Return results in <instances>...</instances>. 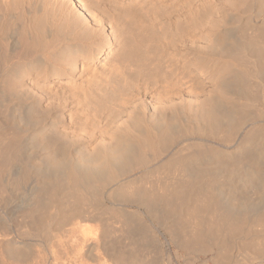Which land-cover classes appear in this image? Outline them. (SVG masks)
I'll use <instances>...</instances> for the list:
<instances>
[{
	"label": "rangeland",
	"instance_id": "obj_1",
	"mask_svg": "<svg viewBox=\"0 0 264 264\" xmlns=\"http://www.w3.org/2000/svg\"><path fill=\"white\" fill-rule=\"evenodd\" d=\"M102 1H106L103 2L106 9H100L99 17L110 32L112 44L102 51L99 59H84L81 54L71 56L70 52L61 50L51 54L54 57L49 56L51 66L46 63L43 67L42 63L36 68L20 62L13 69L0 67V124L3 125L0 132L14 135L12 142L17 140L14 145L20 151L17 157L7 160L10 162L5 164L3 177L13 181L18 171L29 172L20 190L12 191L5 182L0 192V234L8 232L15 241L7 254H1L0 245V264H92L85 246L94 241L95 257L101 261L105 256L109 264L124 260L123 264H127V258L131 264H264V0ZM74 20L72 24H76L72 26L80 30L82 23ZM73 37L70 38L75 40ZM102 37L99 43L107 44ZM78 40L89 50L90 40ZM97 40L96 37L93 41ZM135 48L139 54L143 52L141 59ZM46 68L61 75L40 76L39 72ZM55 79L62 82L55 83ZM18 103L23 105L22 115L13 111ZM207 108L213 109V117H206ZM153 112L163 118L165 126L151 119ZM147 125L171 135L167 137L168 143L158 148L159 152L147 150V160L132 165L138 138L145 136ZM211 125L216 127L211 129ZM58 159L64 162L56 167ZM107 171L114 173L113 179ZM68 172L79 181L78 187H74L76 192L68 185ZM48 181L58 186L57 196L49 197ZM76 196L84 200L79 205L74 201ZM216 215H224L225 219L218 216L217 220ZM231 218L238 221L232 228ZM209 221L213 223L209 225ZM236 225H239L237 229ZM38 226L53 229L50 244L45 242L44 235L35 233ZM30 228L34 229L31 235L27 234Z\"/></svg>",
	"mask_w": 264,
	"mask_h": 264
},
{
	"label": "bare ground",
	"instance_id": "obj_2",
	"mask_svg": "<svg viewBox=\"0 0 264 264\" xmlns=\"http://www.w3.org/2000/svg\"><path fill=\"white\" fill-rule=\"evenodd\" d=\"M110 1V0H109ZM161 1V0H160ZM189 1V0H188ZM226 1V0H225ZM103 2H106V1H102V0H0V67L1 68H5V67H12V66H14V64H18V63H20V62H26V63H28L31 67H35V66H37V65H43V67H45V64L47 63V64H49L50 66H51V63H50V61L48 62V60H49V56L51 55V54H57V53H59L61 50H65V51H67V52H70V54L69 55H75V54H81V56H83V58L84 59H92L93 57H96L97 59H99L100 58V55H102L103 53H102V51H104V50H106V49H108L109 48V46H110V44H112V43H110L111 42V40H110V32H108L107 30H106V28H105V23L103 22V19H102V17L100 16L99 17V13H100V9H102V8H105V7H103ZM112 2V1H111ZM173 2V1H172ZM184 2V1H183ZM186 2V1H185ZM227 2V1H226ZM231 2H232V0H231ZM110 3V2H109ZM113 3V2H112ZM230 3V2H229ZM233 3V2H232ZM231 3V4H232ZM234 3H235V1H234ZM238 3V2H237ZM247 3V2H246ZM160 4V3H159ZM105 5H107V4H105ZM110 5V4H109ZM113 5L115 6V4L113 3ZM112 4H111V6H113ZM121 5V4H120ZM180 5V4H179ZM185 5V4H184ZM117 6H119V5H117ZM138 6V5H137ZM232 6H233V4H232ZM120 7V6H119ZM158 7V6H157ZM183 7V6H182ZM184 8V7H183ZM211 8V7H210ZM106 9V8H105ZM104 9V10H105ZM133 9V8H132ZM138 9V8H137ZM147 9V8H146ZM174 9H175V7H174ZM173 9V10H174ZM142 10H143V8H142ZM158 10V9H157ZM165 10V9H164ZM172 10V11H173ZM206 10V9H205ZM214 10V9H213ZM93 11V12H92ZM131 11V10H130ZM129 11V12H130ZM154 11V10H153ZM152 11V12H153ZM178 11V9L176 10V12ZM103 12V11H102ZM107 12V11H106ZM128 12V13H129ZM134 12V11H133ZM144 12V11H143ZM157 12V11H156ZM196 12V11H195ZM216 12V11H215ZM119 13V12H118ZM134 13H136V12H134ZM146 13V12H145ZM147 13H148V11H147ZM155 13V12H154ZM214 13V12H213ZM217 13V12H216ZM215 13V14H216ZM116 14V13H115ZM137 14H141V12H139V13H137ZM137 14H135V15H137ZM194 14V13H193ZM200 14H202V13H200ZM119 15V14H118ZM142 15V14H141ZM121 16V15H120ZM119 16V17H120ZM145 16V15H144ZM148 16V15H147ZM161 16V15H160ZM168 16V15H167ZM204 16V15H203ZM218 16V15H217ZM96 17H97V19H96ZM99 17V18H98ZM118 17V16H117ZM122 17V16H121ZM120 17V18H121ZM139 18H140V16H138ZM200 17V16H199ZM204 17H207V16H204ZM125 18V17H124ZM146 18V17H145ZM196 18V17H195ZM74 19H76V20H78L77 21V23H79V21L82 23H79V24H81L80 25V27H79V29L80 30H78L77 28H75V29H77V30H75L74 29V27L72 26L73 24H72V20H74ZM127 19V18H126ZM177 19V18H176ZM198 19V18H197ZM105 20V19H104ZM154 20V19H153ZM191 20H193V19H191ZM201 20V19H200ZM214 20V19H213ZM75 21V20H74ZM177 21V20H176ZM209 21V20H208ZM211 21V20H210ZM189 22V21H188ZM204 22V21H203ZM184 23V22H183ZM190 23V22H189ZM197 23H198V21H197ZM201 23V22H200ZM199 23V24H200ZM206 23V22H205ZM211 23V22H210ZM217 23V22H216ZM76 24V23H75ZM111 24V23H110ZM117 24V23H116ZM126 24V23H125ZM180 24V23H179ZM184 24H186V22L184 23ZM192 24V23H191ZM207 24V23H206ZM214 24V23H213ZM78 25V24H77ZM109 25V24H108ZM123 25H124V23H123ZM132 25V24H131ZM130 25V26H131ZM163 25V24H162ZM168 25H169V23H168ZM175 25V24H174ZM182 25V24H181ZM202 25V24H201ZM127 26V25H126ZM134 26V25H133ZM140 26V25H139ZM157 26V25H156ZM199 26V25H198ZM197 26V27H198ZM208 26V25H207ZM210 26V25H209ZM209 26H208V28H209ZM77 27V26H76ZM120 27V26H119ZM180 27V26H179ZM189 27V26H188ZM202 27V26H201ZM206 27V26H205ZM111 28V27H110ZM129 28V27H128ZM139 28V27H138ZM163 28V27H162ZM194 28V27H193ZM118 29V28H117ZM122 29V28H121ZM153 29H155V28H153ZM112 30V29H111ZM136 30V29H135ZM134 30V31H135ZM138 30V29H137ZM176 30V29H175ZM186 30V29H185ZM195 30V29H194ZM114 30H112V32H113ZM115 31H117V30H115ZM120 31V30H119ZM130 31V30H129ZM155 31V30H154ZM177 31V30H176ZM187 31V30H186ZM185 31V32H186ZM128 32V31H127ZM132 32V31H131ZM138 32V31H137ZM136 32V33H137ZM147 32V31H146ZM150 32V31H149ZM149 32H147L148 34H149ZM172 32V31H171ZM193 32V31H192ZM201 32V31H200ZM208 32V31H207ZM213 32H214V30H213ZM156 33H157V31H156ZM178 33V32H177ZM206 33V32H205ZM71 36H74L76 39L74 40V39H71L70 37V35ZM152 34V33H151ZM181 34V33H180ZM191 34V33H190ZM121 35V34H120ZM124 35V34H123ZM138 35V34H137ZM159 35V34H158ZM157 35V36H158ZM214 35V34H213ZM70 36V37H69ZM105 37V40L107 41L106 43L107 44H103V43H99V38L100 37ZM117 36V35H116ZM126 36H129V35H126ZM136 36V35H135ZM150 36V35H149ZM160 36V35H159ZM215 36V35H214ZM213 36V37H214ZM73 37V38H74ZM92 37H94V39H96V37L98 38V40L97 41H91V39H92ZM102 37V38H103ZM113 37V36H112ZM125 37V36H124ZM148 37V36H147ZM152 37V36H151ZM79 38H82V39H85V41H86V39H88V40H90V48H89V50H85V48H83V44H82V42L81 41H79L78 39ZM128 38V37H127ZM133 38V37H132ZM138 38H139V36H138ZM188 38V37H187ZM199 38V37H198ZM248 38V37H247ZM68 39H71V41H70V43H67V44H64V41L66 40V42H67V40ZM120 39V38H119ZM131 39V38H130ZM137 39V38H136ZM155 39V38H154ZM161 39V38H160ZM213 39V38H212ZM242 39V38H241ZM250 39V38H249ZM251 39H252V37H251ZM103 40V39H102ZM198 40V39H197ZM244 40V39H243ZM69 41V40H68ZM83 41V40H82ZM104 41V40H103ZM102 41V42H103ZM130 41H132V40H130ZM145 41V40H144ZM152 41V40H151ZM213 41V40H212ZM215 41V40H214ZM253 41H254V39H253ZM256 41V40H255ZM88 42V41H87ZM105 42V41H104ZM124 42V41H123ZM126 42H129L128 40L126 41ZM135 42V41H134ZM159 42V41H158ZM186 42V41H185ZM191 42V41H190ZM210 42V41H209ZM144 43V42H143ZM146 43V42H145ZM156 43V42H155ZM166 43H167V41H166ZM187 43V42H186ZM250 43V42H249ZM256 43V42H255ZM141 44V43H140ZM140 44H138V45H140ZM160 44V43H159ZM163 44V43H162ZM176 44V43H175ZM212 44V43H211ZM251 44V43H250ZM130 45V44H129ZM167 45V44H166ZM204 45V44H203ZM253 45V44H252ZM123 46V45H122ZM164 46V45H163ZM169 46V45H168ZM242 46V45H241ZM136 47V46H135ZM142 47V46H141ZM148 47V46H147ZM175 47V46H174ZM223 47V46H222ZM257 47V46H256ZM137 48V47H136ZM135 48V49H136ZM139 48V47H138ZM152 48V47H151ZM159 48V47H158ZM162 48V47H161ZM168 48V47H167ZM230 48V47H229ZM238 48V47H237ZM255 48V47H254ZM129 49V48H128ZM143 49V48H142ZM144 49H146V48H144ZM170 49V48H169ZM122 50V49H121ZM225 50H227V49H225ZM133 51V50H132ZM135 51V50H134ZM136 51H137V53L136 54H138V58H142V57H139L140 56V54L142 55V53H140L139 54V52H138V50L136 49ZM140 51V50H139ZM141 51H143V50H141ZM140 51V52H141ZM154 51V50H153ZM161 51V50H160ZM228 51V50H227ZM63 52V51H62ZM125 52V51H124ZM258 52V51H257ZM72 53V54H71ZM149 53V52H148ZM179 53V52H178ZM250 53L252 54V52L250 51ZM250 53H248V54H250ZM121 54H122V52H121ZM127 54V53H126ZM159 54V53H158ZM161 54V53H160ZM245 54V53H244ZM247 54V53H246ZM53 55H51V57L53 56ZM109 55V54H108ZM113 55V54H112ZM118 55V54H117ZM132 55H135V54H131V56ZM144 55V54H143ZM142 55V56H143ZM241 55V54H240ZM107 56V55H106ZM111 56V55H110ZM118 56H120V55H118ZM130 56V55H129ZM128 55H127V57H129ZM54 57V56H53ZM155 57V56H154ZM232 57H234L233 55H232ZM244 57V56H243ZM251 57V56H250ZM256 57V56H255ZM258 57H259V55H258ZM257 57V58H258ZM115 58V57H114ZM119 58V57H118ZM118 58H117V60H118ZM126 58V57H125ZM134 58V57H133ZM136 58V57H135ZM137 58V59H138ZM144 59H145V57H143ZM71 59H73V58H71ZM107 59V58H106ZM121 59V58H120ZM139 59V60H140ZM216 59V58H215ZM250 59V58H249ZM253 59V58H252ZM251 59V60H252ZM114 60V59H113ZM129 60H130V57H129ZM128 60V61H129ZM143 60V59H142ZM147 60V59H146ZM202 60V59H201ZM250 60V61H251ZM255 60V59H254ZM254 60H253V62H254ZM66 61V60H65ZM135 61V60H134ZM138 61V60H137ZM136 61V62H137ZM145 61V60H144ZM165 61H167V60H165ZM178 61V60H177ZM239 61V60H238ZM256 61V60H255ZM57 62V61H56ZM61 62V61H60ZM73 62H75L74 60H73ZM117 62V61H116ZM132 62V61H131ZM169 62V61H168ZM242 62V61H241ZM247 62V61H246ZM43 63V64H42ZM67 63V62H66ZM76 63V62H75ZM123 63V62H122ZM125 63V62H124ZM135 63V62H134ZM142 63V62H141ZM140 63V64H141ZM147 63H148V61H147ZM149 63H150V61H149ZM155 63V62H154ZM162 63V62H161ZM178 63V62H177ZM243 63V62H242ZM258 63V62H257ZM256 63V64H257ZM90 64V63H89ZM109 64V63H108ZM121 64V63H120ZM127 64H128V62H127ZM132 64V63H131ZM165 64V63H164ZM239 64V63H238ZM237 64V65H238ZM19 65V64H18ZM110 65H111V63H110ZM113 65V64H112ZM122 65V64H121ZM135 65V64H134ZM148 65V64H147ZM155 65H156V63H155ZM172 65V64H171ZM181 65V64H180ZM195 65V64H194ZM242 65V64H241ZM244 65L246 66V64L244 63ZM248 65V64H247ZM47 66V65H46ZM74 66H76V64L74 65ZM73 66V67H74ZM83 66H84V64H83ZM83 66H82V68H83ZM131 66V65H130ZM133 66V65H132ZM138 66H139V63H138ZM179 66V65H178ZM234 66V65H233ZM239 66H240V64H239ZM244 66V67H245ZM39 66H37L36 68H38ZM85 67V66H84ZM88 67V66H87ZM96 67V66H95ZM124 67V66H123ZM144 67V66H143ZM15 68V67H14ZM52 68H54V65L52 66ZM127 68V67H126ZM129 68V67H128ZM201 68V67H200ZM206 68V67H205ZM233 68V67H232ZM249 68V67H248ZM12 69H13V67H12ZM35 69V68H34ZM93 69V68H92ZM95 69V68H94ZM145 69V68H144ZM155 69H157V68H155ZM168 69V68H167ZM226 69H228V68H226ZM239 69V68H238ZM2 70V69H1ZM4 70V69H3ZM2 70V71H3ZM67 70H71V67H69L68 68V66H67ZM120 70V69H119ZM127 70V69H126ZM134 70V69H133ZM139 70V69H138ZM142 70V69H141ZM153 70V69H152ZM152 70H151V72H152ZM221 70H222V68H221ZM255 70V69H254ZM257 70V69H256ZM5 72L7 71V70H4ZM9 71V70H8ZM148 71V70H147ZM206 71V70H205ZM224 71V70H223ZM236 71V70H235ZM4 72V73H5ZM68 72V71H67ZM71 72V71H70ZM72 72H73V70H72ZM121 72H123V71H121ZM150 72V71H149ZM150 72V73H151ZM178 72V71H177ZM182 72V71H181ZM190 72V71H189ZM218 72H220V71H218ZM238 72V71H237ZM114 73V72H113ZM142 73V72H141ZM160 73V72H159ZM204 73L205 72H203V75H204ZM210 73V72H209ZM222 73V72H221ZM240 73V72H239ZM247 73V72H246ZM10 74V73H9ZM43 74H45V76L47 77L48 75H61L60 73H57V71H55V70H53V71H49V68H46V69H44V70H41L40 72H39V75L41 76V75H43ZM95 74V73H94ZM118 74H119V72H118ZM125 74L127 75V73L125 72ZM140 74V73H139ZM139 74H138V76H139ZM153 74H155V73H153ZM169 74V73H168ZM189 74V73H188ZM188 74H186V75H188ZM219 74V73H218ZM226 74V73H225ZM228 74V73H227ZM226 74V75H227ZM245 74V73H244ZM122 75V74H121ZM125 75V76H126ZM159 75V74H158ZM175 75V74H174ZM192 75V74H191ZM235 75V74H234ZM254 75V74H253ZM38 76V75H37ZM44 76V77H45ZM132 76V75H131ZM147 76H149V75H147ZM156 76V75H155ZM163 76V75H162ZM168 76V75H167ZM181 76V75H180ZM190 76V75H189ZM237 76V75H236ZM115 77V76H114ZM153 77V76H152ZM164 77H165V75H164ZM170 77V76H169ZM184 77V76H183ZM186 77V76H185ZM197 77V76H196ZM222 77V76H221ZM6 78V77H5ZM39 78V77H38ZM107 78V77H106ZM109 78V77H108ZM117 78H118V76H117ZM129 78H130V75H129ZM132 78V77H131ZM142 78V77H141ZM166 79H167V77H165ZM187 78V77H186ZM223 78V77H222ZM112 79V78H111ZM133 79V78H132ZM145 79V78H144ZM147 79V78H146ZM154 79V78H153ZM174 79V78H173ZM183 79V78H182ZM226 79V78H225ZM5 80V79H4ZM3 80V81H4ZM162 80V79H161ZM169 80V79H168ZM167 80V81H168ZM177 80V79H176ZM180 80V79H179ZM193 80V79H192ZM223 80H224V78H223ZM2 81V82H3ZM55 81V83H61L62 81L61 80H59V79H55L54 80ZM119 81V80H118ZM122 81V80H121ZM129 81V80H128ZM134 81V80H133ZM144 81V80H143ZM160 81V80H159ZM174 81V80H173ZM182 81V80H181ZM226 81V80H225ZM242 81V80H241ZM7 82V81H6ZM150 82V81H149ZM153 82V81H152ZM155 82V81H154ZM162 82V81H161ZM160 82V83H161ZM175 82V81H174ZM189 82V81H188ZM224 82V81H223ZM99 83V82H98ZM105 83V82H104ZM110 83V82H109ZM117 83V82H116ZM141 83V82H140ZM144 83V82H143ZM235 83V82H234ZM86 84V83H85ZM103 84V83H102ZM101 84V85H102ZM111 84H112V82H111ZM118 84V83H117ZM129 84V83H128ZM163 84V83H162ZM198 84V83H197ZM227 84V83H226ZM261 84V83H260ZM8 85H10L9 83H8ZM113 85V84H112ZM125 85V84H124ZM166 84H164V86H165ZM224 85V84H223ZM239 85V84H238ZM2 86H4L3 84H2ZM83 86V85H82ZM107 86H109V84H108V82H107ZM114 86V85H113ZM117 86H119V85H117ZM116 86V87H117ZM139 86V85H138ZM144 86V85H143ZM162 86V85H161ZM170 86V85H169ZM173 86V85H172ZM197 86V85H196ZM231 86V85H230ZM226 87V86H225ZM242 87V86H241ZM246 87V86H245ZM119 88V87H118ZM110 89H111V86H110ZM113 89V88H112ZM130 89V88H129ZM180 89H182V88H180ZM227 89V88H226ZM229 89V88H228ZM260 89V88H259ZM106 90V89H105ZM114 90H115V88H114ZM113 90V92H115V91H117V90H115L114 91ZM133 90V89H132ZM99 91V90H98ZM2 92V91H1ZM93 92V91H92ZM112 92V93H113ZM116 93V92H115ZM119 93V92H118ZM114 94V93H113ZM122 94V93H121ZM96 95V94H95ZM115 95V94H114ZM160 95H162V94H160ZM166 95V94H165ZM90 96V95H89ZM98 96V95H97ZM96 96V97H97ZM100 96V95H99ZM113 96V95H112ZM118 96V95H117ZM123 96V95H122ZM163 96V95H162ZM161 96V97H162ZM169 96V95H168ZM101 97V96H100ZM108 97V96H107ZM110 97V96H109ZM111 98V97H110ZM122 98V97H121ZM170 98V97H169ZM174 98V97H173ZM209 98V97H208ZM244 98V97H243ZM106 99V98H105ZM117 99V98H116ZM128 99V98H127ZM252 99V98H251ZM112 100V99H111ZM168 100V99H167ZM115 101V100H114ZM161 102H162V100H160ZM169 101V100H168ZM205 101H206V99H205ZM228 101V100H227ZM2 102V101H1ZM112 102V101H111ZM119 102V101H118ZM117 102V103H118ZM126 102V101H125ZM215 102V101H214ZM217 102V101H216ZM248 102V101H247ZM116 103V104H117ZM164 103V102H163ZM213 103V102H212ZM211 103V104H212ZM246 103V102H245ZM19 104V105H18ZM15 107V110H14V108H13V106L11 107V109L13 108V111H15V112H17V115L19 114H23L24 112H23V108H22V103L20 104V103H18ZM25 104V103H24ZM120 104V103H119ZM158 104H159V102H158ZM161 104V103H160ZM166 104V103H165ZM215 104V103H214ZM220 104V103H219ZM3 105V104H2ZM25 105H27V104H25ZM24 105V106H25ZM120 105H123V104H120ZM155 105V104H154ZM153 105V106H154ZM162 105V104H161ZM204 105V104H203ZM216 105H218V104H216ZM1 106V105H0ZM125 106V105H124ZM156 106V105H155ZM158 106V105H157ZM160 106V105H159ZM4 107V106H3ZM99 107V106H98ZM115 106H113V108H114ZM121 107V106H120ZM162 107V106H161ZM103 108V107H102ZM124 108V107H123ZM164 108V107H163ZM169 108V107H168ZM209 108H210V105H209ZM3 109V108H2ZM101 109V108H100ZM99 109V110H100ZM115 109V108H114ZM157 109V108H156ZM206 109V108H205ZM7 109H5V111H6ZM120 110V109H119ZM122 110V109H121ZM155 110V109H154ZM163 110V109H162ZM12 111V110H11ZM165 111V110H164ZM15 112H13V114L15 113ZM27 112V111H26ZM171 112V111H170ZM1 113V112H0ZM5 113V112H4ZM12 113V112H11ZM11 113H10V115H11ZM152 113V112H151ZM159 113V112H158ZM204 113V112H203ZM16 114V113H15ZM21 114V115H22ZM97 114V113H96ZM95 114V115H96ZM113 114H114V112H113ZM204 114H207L206 115V117H213V115H214V112H213V109L211 110H209L208 108H207V110L205 111V113ZM216 114V113H215ZM7 115V114H6ZM9 115V114H8ZM16 115V116H17ZM88 115V114H87ZM98 115V114H97ZM162 115V114H161ZM200 115V114H199ZM13 116V115H12ZM15 116V115H14ZM13 116V117H14ZM16 116H15V118H16ZM217 116V115H216ZM151 119H154V120H157V122H159V124H161V125H164L165 124V121L163 120V118H160L159 116H158V114L156 113V112H153V114H151ZM149 117V118H150ZM199 117V116H198ZM6 118H7V116H6ZM19 118H20V116H19ZM95 118V117H94ZM183 118V117H182ZM197 118V117H196ZM195 118V119H196ZM231 118V117H230ZM13 120H14V118H12ZM11 119V120H12ZM93 119V118H92ZM91 119V120H92ZM198 119H200V118H198ZM202 119V118H201ZM200 119V120H201ZM217 118H215V120H216ZM19 120V119H18ZM85 120V119H84ZM217 120H220L221 121V119H217ZM226 120V119H225ZM8 121H9V119H8ZM93 121V120H92ZM151 121V120H150ZM197 121V120H196ZM207 121V120H206ZM212 121V120H211ZM232 121V120H231ZM6 122V121H5ZM4 122V123H5ZM15 122H17L16 120H15ZM87 122V121H86ZM152 123H153V121H151ZM157 122H156V124H157ZM201 122V121H200ZM209 122V121H208ZM223 122V121H222ZM83 123V122H82ZM99 123V122H98ZM196 123H198V121L196 122ZM214 123V122H213ZM212 123V124H213ZM92 124V123H91ZM97 124V123H96ZM136 124H139V123H136ZM145 124V123H144ZM143 124V125H144ZM154 124V123H153ZM173 124V123H172ZM202 124V123H201ZM222 124V123H221ZM151 125V124H150ZM155 125V124H154ZM160 125V126H161ZM188 124L186 123V125H184L185 126V128H186V126H187ZM195 125V124H194ZM220 125V124H219ZM8 126V125H7ZM91 126V125H90ZM158 126V125H157ZM165 126V125H164ZM212 126H214V125H211V127ZM218 126V125H217ZM221 126V125H220ZM226 126H228V125H226ZM3 127V125H1L0 124V130H1V128ZM135 127H137V125H135ZM145 127H146V125H145ZM155 127V126H154ZM189 127H190V125H189ZM192 127H193V125H192ZM197 127V126H196ZM199 127H201L200 126V124H199ZM203 127V126H202ZM209 128L208 126H206L205 125V128ZM214 127H216V126H214ZM184 127H180V129H183ZM188 128V127H187ZM186 128V129H187ZM225 128V127H224ZM228 128V127H227ZM147 130H146V134H145V136L144 137H137L138 138V142H137V151L135 152V154H133L134 155V158H133V160H132V165H138V164H140L141 162H143V159H145L147 156H146V151L147 150H152V152L154 153V152H156L157 151V149L158 148H163L164 147V143H165V145L168 143L166 140L168 139L167 137H169V135H171L170 133H169V135L167 136L165 133H159V131L156 129L155 130V128H153V127H150L149 125H147V128H146ZM186 129H184L185 130V132H186ZM211 129H213V127L211 128ZM216 129V128H215ZM222 129V128H221ZM136 130V129H135ZM138 130V129H137ZM142 130H144V129H142ZM174 130V129H173ZM134 131V130H133ZM161 131H162V129H161ZM180 131V130H179ZM178 131V132H179ZM188 131V130H187ZM189 131H190V129H189ZM211 131V130H210ZM216 131V130H215ZM215 131H214V133H215ZM251 131V130H250ZM11 132V131H10ZM9 132V133H10ZM13 132V131H12ZM11 132V135L13 134ZM173 132L174 131H172V135H173ZM177 132V133H178ZM182 132H184L183 130H182ZM136 133H138V132H136ZM248 133V132H247ZM176 134V133H175ZM9 134H7V133H2V132H0V192H3V191H1L2 190V187H3V185H4V183L5 184H8V185H10V189H12V191H18V190H20L23 186H24V184H25V182L27 181V179H28V173L27 172H23V171H18L17 172V174H16V176H15V179L13 180V181H8V180H5L4 178L5 177H3L5 174V172H4V167H5V164L6 163H8V162H10V161H8L7 162V160H10L11 158H13L14 156H16L17 157V154H18V152H20V151H17L16 150V147H15V145H14V143L17 141H13L12 142V138H14L15 139V136L13 135V136H8ZM22 136V135H21ZM175 135H173V138H175L174 137ZM259 136V135H258ZM11 137V138H10ZM172 138V137H171ZM171 138H169V140H171ZM11 139V141L9 142V140ZM132 139V138H131ZM21 140H23L22 139V137H21ZM133 140V139H132ZM168 140V141H169ZM9 142V143H6L5 144V142ZM117 141V140H116ZM135 141V140H134ZM134 143V142H133ZM171 143V142H170ZM22 144V143H21ZM163 144V145H162ZM17 145V144H16ZM130 145V144H129ZM22 146V145H21ZM48 146V145H47ZM203 146V145H202ZM191 147V146H190ZM198 147V146H197ZM201 147V146H200ZM160 148V149H161ZM192 148V147H191ZM194 149V148H193ZM131 150V149H130ZM129 150V151H130ZM133 150V149H132ZM166 150V149H165ZM199 150V149H198ZM191 151V150H190ZM193 151V150H192ZM197 151V150H196ZM201 151V150H200ZM93 152V151H92ZM95 152V151H94ZM148 152H150V151H148ZM151 152V153H152ZM158 152H159V149H158ZM161 152V151H160ZM146 153V154H145ZM95 154H96V152H95ZM95 154H92V155H95ZM150 154V153H149ZM196 154V153H195ZM20 155V154H19ZM49 155V154H48ZM197 155V154H196ZM96 156V155H95ZM106 156V155H105ZM200 156V155H199ZM15 157V158H16ZM19 157V156H18ZM21 157V156H20ZM103 157H104V155H103ZM109 157V156H108ZM56 158V157H55ZM92 158H94V157H92ZM96 158H98L97 156H96ZM107 158V157H106ZM257 158V157H256ZM188 159H191V158H188ZM67 159H65V161H66ZM101 160H103V159H101ZM110 160V159H109ZM127 160V159H126ZM145 160H147V158L145 159ZM61 161H63V159L61 160ZM61 161H59V159L57 160V161H55V164H56V167H58V165H60L61 164ZM107 161V160H106ZM64 162V161H63ZM67 162V161H66ZM65 162V163H66ZM145 162V161H144ZM184 164V163H183ZM8 165V164H7ZM7 165H6V167H7ZM236 165V164H235ZM235 165H233V166H235ZM238 165V164H237ZM236 165V166H237ZM88 166H90V165H88ZM184 166H186V165H184ZM9 168V167H8ZM8 168H7V170H8ZM86 168H88V167H86ZM94 168V167H93ZM96 168V167H95ZM182 168V167H181ZM186 168V167H185ZM188 168V167H187ZM259 167H257L256 169H258ZM56 169H58V168H56ZM176 169V168H175ZM234 169V168H233ZM260 169V168H259ZM14 170V169H13ZM91 170V169H90ZM94 170V169H93ZM112 170V169H111ZM113 170H115V169H113ZM183 171H184V169H182ZM197 170V169H196ZM237 170V169H236ZM235 170V171H236ZM262 170V169H261ZM260 170V171H261ZM6 171V170H5ZM26 171H28V170H26ZM44 171V170H43ZM89 171V170H88ZM92 171V170H91ZM177 171V170H176ZM178 171H180V169L178 170ZM182 171V172H183ZM187 171V169L185 170V172ZM198 171V170H197ZM200 171V170H199ZM204 171V170H203ZM202 171V172H203ZM207 171V170H206ZM212 171V170H211ZM241 171V170H240ZM108 172V171H107ZM184 172V173H185ZM193 172V171H192ZM191 172V173H192ZM210 172V171H209ZM244 172H246V171H244ZM254 172V171H253ZM262 172H263V170H262ZM116 173V172H115ZM173 173V172H172ZM190 173V174H191ZM195 173V172H194ZM255 173V172H254ZM4 174V175H3ZM13 174V173H12ZM52 174V173H51ZM50 174V175H51ZM54 174V173H53ZM183 174V173H182ZM182 174H181V177H183L182 176ZM188 174V173H187ZM196 174V173H195ZM195 174L193 175V173H192V175L193 176H195ZM216 174V173H215ZM242 174V173H241ZM49 175V176H50ZM75 175V174H74ZM71 172H68L67 173V178H68V185L70 186V187H73V190L75 191L76 189V187H78V183H79V181H77V179H76V177L74 176ZM77 175V174H76ZM86 175V174H85ZM103 175V174H102ZM116 175V174H115ZM197 175V174H196ZM226 175V174H225ZM248 175V174H247ZM9 176V175H8ZM108 176L110 177V178H112L113 176H114V173L113 172H111V173H109L108 172ZM118 176V175H117ZM173 176V175H172ZM218 176V175H217ZM216 176V177H217ZM227 176V175H226ZM245 176V175H244ZM65 177V176H64ZM79 177V176H78ZM85 177V176H84ZM100 177V176H99ZM98 176L97 177H95V178H99ZM107 177V176H106ZM196 177V176H195ZM61 178V177H60ZM101 178H102V176H101ZM101 178H99V179H101ZM110 178H107V179H110ZM177 178V177H176ZM207 178V177H206ZM4 179V180H3ZM47 179V178H46ZM54 179V178H53ZM113 179V178H112ZM164 179V178H163ZM171 179H173V178H171ZM178 179V178H177ZM182 179V178H181ZM185 179H187V178H185ZM213 179V178H212ZM229 179V178H228ZM247 179V178H246ZM48 180H51V178L50 179H48ZM67 180V179H66ZM79 180V179H78ZM105 180H106V178H105ZM160 180V179H159ZM191 180V179H190ZM195 180V179H194ZM217 180H219V179H217ZM217 180H216V183H218L217 182ZM244 180V179H243ZM261 180V179H260ZM30 181V180H29ZM58 181V180H57ZM97 181V180H96ZM95 181V182H96ZM110 181V180H109ZM174 181V180H173ZM187 181V180H186ZM206 181V180H205ZM213 181H214V179H213ZM45 182V181H44ZM61 182H63V181H61ZM166 182V181H165ZM175 182H176V180H175ZM183 182V181H182ZM191 182V181H190ZM189 181H188V183H190ZM195 182V181H194ZM201 182V181H200ZM210 182H212L211 180H210ZM215 182V181H214ZM214 182H213V185H214ZM243 182V181H242ZM264 182V181H263ZM103 183V182H102ZM179 183V182H178ZM185 183V182H184ZM209 183V182H208ZM45 184V183H44ZM46 184L48 185L49 184V190H48V194H49V197H50V195L51 196H54V195H56L57 196V193H58V186L55 184V183H53L52 181H48V182H46ZM63 184H64V182H63ZM71 184H72V186H71ZM85 184V183H84ZM95 184V183H94ZM96 184H97V182H96ZM99 185H100V183H98ZM198 184V183H197ZM204 184V183H203ZM80 185V184H79ZM82 185H83V183H82ZM105 185V184H104ZM173 185V184H172ZM187 185V184H186ZM37 186V185H36ZM35 186V187H36ZM69 186H67V187H69ZM95 186V185H94ZM181 186V185H180ZM179 186V187H180ZM190 186V185H189ZM206 186H207V184H206ZM212 186V185H211ZM211 186H209L210 188H211ZM45 187V186H44ZM61 186H59V188H60ZM64 187V186H63ZM66 187V186H65ZM75 187V188H74ZM89 187H91V186H89ZM88 187V188H89ZM97 187V186H96ZM196 187H197V185H196ZM215 187V186H214ZM31 188V187H30ZM92 188V187H91ZM181 188V187H180ZM191 188H192V186H191ZM191 188H189V189H191ZM205 188V187H204ZM204 188H202L203 190H204ZM208 188V187H207ZM4 189H6V188H4ZM61 190L63 189V188H60ZM95 189V188H94ZM100 189V188H99ZM34 190V189H33ZM86 190V189H85ZM93 190V189H92ZM96 190V189H95ZM94 190V191H95ZM192 190V189H191ZM208 190V189H207ZM79 191V190H78ZM77 191V192H78ZM87 192H88V190H86ZM97 191V190H96ZM188 191V190H187ZM186 191V192H187ZM193 191V190H192ZM191 191V192H192ZM200 191H201V189H200ZM76 192V191H75ZM154 192V191H153ZM60 193V192H59ZM166 193V192H165ZM202 193V191L200 192V194ZM1 194H3V193H1ZM67 194V193H66ZM79 194H81V190L79 191ZM78 193H76V195H79ZM83 195H85L84 193H82ZM168 194V193H167ZM188 194H190V193H188ZM199 194V195H200ZM65 195V194H64ZM73 195V194H72ZM87 195V194H86ZM85 195V196H86ZM93 195V194H92ZM99 195V194H98ZM177 195H178V193H177ZM184 195L188 198V195L187 194H185L184 193ZM2 196V195H1ZM15 196V195H14ZM32 196H34V195H32ZM74 196H75V194H74ZM179 196V195H178ZM70 197V196H69ZM82 196H76V197H74V201L79 205V203H81V202H83L84 200H81L82 198H81ZM161 197V196H160ZM51 198V197H50ZM85 197H83V199H84ZM156 198V197H155ZM176 198H178L177 196L175 197V199ZM185 198V197H184ZM190 198V197H189ZM188 198V199H189ZM52 199H53V197H52ZM58 199V198H57ZM56 199V200H57ZM85 199H87V198H85ZM169 199V198H168ZM173 199V198H172ZM174 199V200H175ZM179 199V198H178ZM201 200L202 199H204V198H200ZM199 199V201H200V203H203V202H201V200ZM55 200V199H54ZM53 200V201H54ZM72 200V199H71ZM160 200V199H159ZM27 201V200H26ZM36 201V200H35ZM199 201L197 202V204L199 203ZM205 201V200H204ZM207 201H208V199H207ZM86 202V201H85ZM173 202V201H172ZM196 202V201H195ZM210 202V201H209ZM208 202V203H209ZM174 203V202H173ZM199 203V204H200ZM206 202H204V204H205ZM207 203V204H208ZM76 204V205H77ZM82 204H84V203H82ZM152 204V203H151ZM169 204V203H168ZM176 204V203H175ZM196 204V205H197ZM29 205V204H28ZM33 205V204H32ZM182 205V204H181ZM210 205V204H209ZM208 205V206H209ZM36 206H37V204H36ZM40 206V205H39ZM81 206V205H80ZM175 206V205H174ZM79 207V206H78ZM178 207V206H177ZM29 208V207H28ZM40 208V207H39ZM62 208V207H61ZM69 208V207H68ZM83 208V207H82ZM81 208V209H82ZM175 208V207H174ZM203 208V207H202ZM77 209V208H76ZM193 209H195V208H193ZM204 209H206L205 207H204ZM48 210V209H47ZM46 210V211H47ZM59 210V209H58ZM207 210V209H206ZM31 211H33V210H31ZM30 211V212H31ZM219 211V210H218ZM221 211V210H220ZM29 212V213H30ZM34 212V211H33ZM39 212V211H38ZM67 212V211H66ZM70 212V211H69ZM75 213V212H74ZM73 213V214H74ZM204 213V212H203ZM218 213V212H217ZM216 213V214H217ZM63 214V213H62ZM258 214V213H257ZM3 215V214H2ZM1 215V216H2ZM21 215V214H20ZM32 216H33V214H31ZM30 215V216H31ZM224 215H226V214H224ZM223 215V216H224ZM233 215V214H232ZM4 216V215H3ZM23 216V215H22ZM21 216V217H22ZM43 216V215H42ZM203 216V215H202ZM208 216V215H207ZM218 216L220 217L221 215H216V217H217V220H218ZM223 216H221L223 219H225ZM230 216V215H229ZM87 217V216H86ZM234 217V216H233ZM232 217V218H233ZM262 217V216H261ZM260 217V218H261ZM264 217V216H263ZM263 217H262V219H263ZM32 218V217H31ZM200 218V217H199ZM208 218H210V217H208ZM227 218V217H226ZM231 218V219H232ZM239 218H240V216H239ZM24 219V218H23ZM26 219V218H25ZM36 219V218H35ZM50 219V218H49ZM214 219V218H213ZM220 219V218H219ZM222 219V220H223ZM242 219V218H241ZM249 219V218H248ZM190 220H191V218H190ZM189 220V221H190ZM201 220V219H200ZM234 219H232V221L230 222V228H232L236 223V221L238 220V217H237V220H235V221H233ZM259 220V219H258ZM264 220V219H263ZM8 221V220H7ZM40 221V220H39ZM51 221V220H50ZM61 221V220H60ZM68 221V220H67ZM70 221V220H69ZM188 221V220H187ZM206 221V220H205ZM215 221H216V219H215ZM224 221V220H223ZM223 221H217V222H223ZM227 222H229V220L227 219L226 220ZM239 221V220H238ZM237 221V222H238ZM243 221V220H242ZM44 222V221H43ZM79 222V221H78ZM194 222V221H193ZM216 222V223H217ZM226 222V223H227ZM184 223V222H183ZM197 222H195V224H196ZM206 223H207V221H206ZM213 223V221H211V223H210V221H209V225L210 224H212ZM4 224H6V223H4ZM8 224V223H7ZM38 224H39V222H38ZM40 224H44V223H40ZM61 224V223H60ZM191 224H192V222H191ZM198 224V223H197ZM240 224V223H239ZM3 225V224H2ZM1 225V226H2ZM62 225H63V223H62ZM62 225H60V226H62ZM83 225V224H82ZM220 226H221V224H219ZM224 225H225V223H224ZM223 225V226H224ZM60 226H58V227H60ZM87 226V225H86ZM85 226V227H86ZM91 225H89L88 226V228L90 227ZM199 226V225H198ZM213 226V225H212ZM226 226H228V223H227V225ZM239 226V225H238ZM237 225H236V229H237V227H238ZM25 227V226H24ZM46 227V226H45ZM45 227H42V226H38V227H36L35 229V233H41L42 234V236L44 235V237H45V239H46V241L45 242H47V243H49V241H50V236H52L51 234H53L52 232H54V231H52L53 229H51L50 227L48 228V227H46V229H45ZM57 227V226H56ZM74 227V226H73ZM84 227V229H86ZM222 227V226H221ZM228 227V228H229ZM23 228V227H22ZM75 228V227H74ZM227 228V229H228ZM229 228V229H230ZM235 228V227H234ZM6 229V228H5ZM24 229V228H23ZM91 229V228H90ZM209 229H210V227H209ZM219 229H221V228H219ZM225 229H226V227H225ZM226 229V230H227ZM8 230V229H7ZM34 230V229H33ZM33 230H31V228H30V230L28 231V233L27 234H29V235H31L32 234V231ZM72 230H74V229H72ZM221 230H223V229H221ZM226 230L225 231H223V232H226ZM235 230V229H234ZM19 231V230H18ZM21 231V230H20ZM38 231V232H37ZM67 231V230H66ZM81 231H82V229H81ZM86 230H84L83 232H85ZM90 231V230H89ZM3 232V231H2ZM22 232V231H21ZM25 232V231H24ZM34 232V231H33ZM91 232V231H90ZM231 232V231H230ZM232 232H233V230H232ZM45 233V234H44ZM55 233V232H54ZM82 233V232H81ZM27 234H26V236H27ZM41 234H40V236H41ZM71 234V233H70ZM200 234H202L201 232H200ZM204 234V233H203ZM225 234V233H224ZM21 235V234H20ZM36 235V234H35ZM46 235V236H45ZM58 235V234H57ZM24 236V235H23ZM198 237V236H197ZM51 238H54V237H51ZM76 238V237H75ZM85 238V237H84ZM87 238V237H86ZM85 238V239H86ZM189 238V237H188ZM0 245H1V247H2V251H1V254H4V253H6L7 254V252H10V247H12V244H14L15 243V241L13 240V239H11V237L8 235V232H7V234L6 233H2V234H0ZM79 239H80V236H79ZM190 239V238H189ZM188 239V242H190V240ZM17 240V239H16ZM84 240V239H83ZM87 240V239H86ZM198 240H199V237H198ZM93 241V240H92ZM192 241V240H191ZM213 241V240H212ZM64 242V241H63ZM96 241H94V243H95ZM187 242V241H186ZM198 242H200V241H198ZM46 243V244H47ZM51 243H52V241H51ZM80 243V242H79ZM79 243H78V245H79ZM81 243H82V240H81ZM93 242H88V244H87V246H85V249H86V252H87V254H88V256L92 259V262L90 261V263H92V264H102V263H105V264H109V262L107 263V261H109V260H106L102 255H100V256H102V258H100L101 259V261H102V263H101V261L100 260H98L99 258L98 257H95L96 255V253L97 252H95V251H97L96 249H97V247H96V245L94 244ZM201 243V242H200ZM50 244V243H49ZM55 244V243H54ZM56 244H57V241H56ZM184 244V243H183ZM188 244V243H187ZM21 245V244H20ZM80 245H82V244H80ZM189 245V244H188ZM40 246V245H39ZM83 246H84V244H83ZM78 247H80V246H78ZM41 248V247H40ZM64 248V247H63ZM84 248V247H83ZM104 248V247H103ZM192 248V247H191ZM197 248V247H196ZM224 248V247H223ZM38 249V248H37ZM190 249V248H189ZM104 250V249H103ZM230 250V249H229ZM244 250V249H243ZM38 251V250H37ZM42 251V250H41ZM67 251V250H66ZM79 252V251H78ZM42 253V252H41ZM77 253V252H76ZM105 253H107V252H105ZM38 254V253H37ZM37 254H35V255H37ZM40 254V253H39ZM47 254V253H46ZM50 254V253H49ZM247 254V253H246ZM245 254V255H246ZM20 255V254H19ZM44 255V254H43ZM51 255V254H50ZM58 255V254H57ZM245 255H244V257H245ZM2 256V255H1ZM4 256V255H3ZM23 256V255H22ZM99 256V257H100ZM6 257H8L7 259H9V258H11L10 256H9V254L8 255H6ZM15 257V256H14ZM18 257V256H17ZM44 258H45V256H43ZM56 257V256H55ZM19 258V257H18ZM18 258H16V259H18ZM21 258V257H20ZM23 258V257H22ZM36 258V257H35ZM64 258V257H63ZM88 258V257H87ZM109 258H111V255L109 256ZM122 259V258H121ZM125 259V258H124ZM255 259V258H254ZM20 260V259H19ZM40 260V259H39ZM118 260V259H117ZM133 260V259H132ZM18 261V260H17ZM22 261V260H21ZM41 261V260H40ZM47 261V260H46ZM76 261V260H75ZM120 261V260H119ZM125 261V260H124ZM123 261V262H124ZM126 263L127 264H131V260L130 259H126ZM10 262H12L11 260H10ZM39 262V261H38ZM82 262H85V261H82ZM87 262V261H86ZM121 262V261H120ZM123 262L122 263H119V264H123ZM5 263V262H4ZM17 263V262H16ZM20 263V262H19ZM18 263V264H19ZM60 263V262H59ZM76 263V262H75ZM78 263V262H77ZM81 263V262H80ZM117 263V262H116ZM133 263V262H132ZM14 264V263H13ZM28 264V263H27ZM30 264V263H29ZM72 264V263H71ZM82 264V263H81ZM146 264V263H145Z\"/></svg>",
	"mask_w": 264,
	"mask_h": 264
}]
</instances>
